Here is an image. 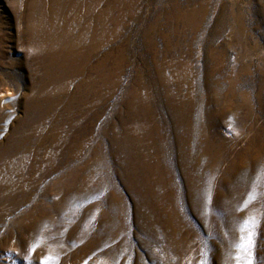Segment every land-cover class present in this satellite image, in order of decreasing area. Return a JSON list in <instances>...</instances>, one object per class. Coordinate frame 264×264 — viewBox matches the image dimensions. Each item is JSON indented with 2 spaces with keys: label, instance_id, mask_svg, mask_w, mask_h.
Segmentation results:
<instances>
[{
  "label": "rangeland",
  "instance_id": "obj_1",
  "mask_svg": "<svg viewBox=\"0 0 264 264\" xmlns=\"http://www.w3.org/2000/svg\"><path fill=\"white\" fill-rule=\"evenodd\" d=\"M45 260L264 264V0H0V264Z\"/></svg>",
  "mask_w": 264,
  "mask_h": 264
},
{
  "label": "snow or ice",
  "instance_id": "obj_2",
  "mask_svg": "<svg viewBox=\"0 0 264 264\" xmlns=\"http://www.w3.org/2000/svg\"><path fill=\"white\" fill-rule=\"evenodd\" d=\"M247 224V222H245ZM251 243V238H250V235H249V239H248V244L250 245ZM238 247H244V245H239ZM41 264H49V261L48 260H45V261H42Z\"/></svg>",
  "mask_w": 264,
  "mask_h": 264
}]
</instances>
